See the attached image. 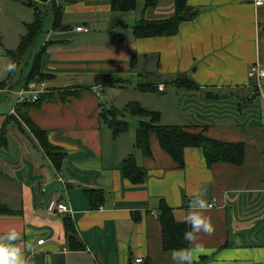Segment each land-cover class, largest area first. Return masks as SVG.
Listing matches in <instances>:
<instances>
[{"label":"crops","instance_id":"crops-1","mask_svg":"<svg viewBox=\"0 0 264 264\" xmlns=\"http://www.w3.org/2000/svg\"><path fill=\"white\" fill-rule=\"evenodd\" d=\"M112 2L40 1L39 12L49 17L36 46L38 51L45 46L41 68L50 79L32 89L23 86L13 92V104L4 111L0 107V131L5 125L7 132L4 138L0 135V206L11 212L0 215V243L20 248L26 264H133L136 259L140 264H186L163 252L158 221L163 199L176 221L187 223L190 214L198 213L213 225L211 234L201 231L189 243L194 264H264V80L251 97L247 75L255 63L264 68V5L187 0L199 14L183 22L178 35L140 39L133 35L134 25L141 18L172 16L174 0H159L146 11L143 0H135L129 11L114 10ZM77 27L88 31L78 32ZM180 74L198 90L164 85ZM131 77L152 79L147 85L161 93H143L159 96L157 103L169 97V111L139 101L145 110L161 114V125L194 126L191 132L243 144L241 166L207 167L200 149L187 148L179 169L159 148L155 134L149 138L151 157L134 148L137 128L134 137L127 132L113 138L100 118L101 110L109 109L103 103L104 90ZM95 86L99 91L92 90ZM32 90L41 91L39 97L51 96L32 107L28 117L63 154L60 169L15 113L17 104L31 96L21 98V93ZM11 93L2 94L0 102ZM167 116L172 121H166ZM130 154L147 172L142 184H131L121 172ZM87 190L104 193L102 207L91 209ZM199 194L213 206L190 207ZM58 204L69 212L59 213ZM65 218L72 221L74 246L81 245L80 250L69 245ZM12 229L19 238L8 241ZM39 240L43 244L38 245Z\"/></svg>","mask_w":264,"mask_h":264},{"label":"trees","instance_id":"trees-1","mask_svg":"<svg viewBox=\"0 0 264 264\" xmlns=\"http://www.w3.org/2000/svg\"><path fill=\"white\" fill-rule=\"evenodd\" d=\"M47 2L48 0H40ZM159 0H143L144 10L156 7ZM173 15L167 19L148 20L141 18L133 27V35L135 38H153V37H173L178 35L179 26L183 22H189L195 19L199 14V10L187 5V0H174ZM135 7V0H113L112 8L117 11H129ZM58 17V15H57ZM56 19V18H55ZM57 19L54 22V25ZM45 22V16L39 10H35L34 20L26 24V32L20 38L18 47L13 51H7L8 56L12 59V64L16 65L13 71H10L5 80L0 81V90L11 89L14 86L16 73L19 64L26 59L27 55L31 54L37 37L41 34ZM57 25H55L56 27ZM45 53V46H43L34 55L32 68L25 80V87L28 83L40 84L43 81L49 80L50 76L42 72V58ZM135 56L131 59V64L134 66ZM165 86L174 85L178 89L198 90V86L187 77L186 74H180L170 82H165ZM142 92H156L161 93L157 86L144 85L138 86ZM51 98L50 94L40 96L37 101L31 103L27 100L17 104L15 109L16 115L29 127L37 141L41 145L46 156L51 160L56 169H60L63 160V154L53 147L47 140L46 133L38 128L28 117V111L32 107H37L41 102ZM136 117L138 127L136 130V137L134 148L141 151L147 157H151V149L149 144L150 134H155L157 137L159 148L168 154L176 163L179 169L184 167V150L187 148H197L203 153L207 167L215 164L226 163L233 166H241L243 163L244 146L241 143H223L217 140L210 139L204 135L203 132H191L194 126L184 125H170L165 126L160 124L161 114L158 112L147 111L137 102H129L121 110L114 107L109 109H102L100 118L103 123L111 130L112 137L116 138L129 130V124L125 121V117ZM14 118V117H13ZM0 131L1 137L6 135V126L2 125ZM121 172L123 176L133 185L142 184L147 178V172L143 167L136 163L134 154L128 155L121 165ZM87 200L90 203L91 209H98L104 204V193L100 190L84 191ZM158 206V221L161 227L162 248L165 255L171 254L173 250L189 249V242L184 240V233L191 231V226L185 222H178L174 219L173 210L160 199ZM11 214L5 207L0 206V215ZM137 217V216H136ZM135 217V221L139 218ZM65 232L67 239L72 249H81V245L75 244V229L72 221L68 218L64 219ZM69 247V246H68ZM69 249V248H68ZM145 264V263H143Z\"/></svg>","mask_w":264,"mask_h":264},{"label":"rangeland","instance_id":"rangeland-1","mask_svg":"<svg viewBox=\"0 0 264 264\" xmlns=\"http://www.w3.org/2000/svg\"><path fill=\"white\" fill-rule=\"evenodd\" d=\"M42 6L40 5V0H0V80H3L6 78L10 71L8 70V65L12 64V59L8 56L7 51H13L15 50L19 43L20 38L23 36L26 32V24L33 22L35 10H42ZM45 14V13H44ZM46 23L47 18L49 16H46ZM51 16V15H50ZM119 33V30H117V34ZM128 34V33H127ZM129 35V34H128ZM41 39V38H39ZM37 42H35V46L33 47L31 54L27 57L25 60H23L19 66L18 71L16 73V79L14 81V86L10 89L12 93L9 95L8 99L0 102V107L2 106L1 111H4V107L7 104L10 103L13 104V101H16V99L12 100L11 97H13V92L20 91L22 87L24 86L25 80L28 77V74L31 71L32 63L34 59V55L37 50L36 46ZM120 82H115L110 85H106L107 89L104 90L107 94H105L106 100L103 101V103L109 107V108H116L121 110L127 103L129 102H142L143 105H145L148 108L151 109H158V107H161V109H165V111L170 110V100L167 97L164 99H161L157 103V99L159 96L157 95H146L140 90H138V85H147L152 84L154 81L152 79H146V78H139V77H131V78H121L119 80ZM123 81V82H121ZM32 85H35L36 83H28V88H35L31 87ZM83 85V84H82ZM89 85V84H87ZM118 85V86H114ZM136 87H134V86ZM16 86V90L15 89ZM114 86V87H113ZM19 87V88H18ZM10 90H4L1 91L0 96L4 93L9 92ZM116 90V91H112ZM168 95L173 97V91L171 88H168ZM172 100V99H171ZM174 103L176 101V97L173 98ZM176 104V103H175ZM181 108V103H180ZM172 109V104H171ZM166 121H172L170 119V116ZM127 120L129 121V131L130 136H135V129L137 128L138 124V118H133L128 116ZM126 121V118H125ZM169 123H177V122H169ZM179 123V122H178ZM175 125V124H174Z\"/></svg>","mask_w":264,"mask_h":264},{"label":"clouds","instance_id":"clouds-1","mask_svg":"<svg viewBox=\"0 0 264 264\" xmlns=\"http://www.w3.org/2000/svg\"><path fill=\"white\" fill-rule=\"evenodd\" d=\"M15 68V64L8 65L9 71H13ZM201 197L202 194H199L196 200L190 203V207L207 209L209 205ZM186 222L191 224V231L185 232L183 238L189 243H194L197 239L196 234L201 231L208 234H211L213 232V225L211 224L210 219L201 214H190L187 217ZM18 238L19 234L15 229H12L8 232V241L16 240ZM194 255L195 253L191 249H178L173 250L171 258L173 261L179 258L181 261L186 262V264H194ZM0 264H26V261L20 248L12 244L0 243Z\"/></svg>","mask_w":264,"mask_h":264},{"label":"built area","instance_id":"built-area-1","mask_svg":"<svg viewBox=\"0 0 264 264\" xmlns=\"http://www.w3.org/2000/svg\"><path fill=\"white\" fill-rule=\"evenodd\" d=\"M245 1L250 2L255 7H260V6L264 5V0H245ZM76 31L87 32L88 30L84 27H77ZM247 75H248V78L251 82V88H252V92H251L250 96L253 97L262 88L261 84H262V81L264 80V68L261 66V64L255 63L249 67ZM43 86L44 85L42 84V87ZM31 87H35V85H32ZM100 88L101 87L95 86L92 88V90L97 92V91H99ZM0 93H1V90H0ZM30 94H31L30 98H26L24 100H27V101L33 103V102L38 100V97H39V94H41V91L36 92L35 90H32L31 93L22 92L20 97L22 98L23 96L30 95ZM212 206H213V203L209 204V207H212ZM55 210H57L59 213L69 212L68 207L63 205V204H58L56 206ZM43 241L44 240H39V241H37V244L41 245V244H43ZM140 263H142V260L136 259L133 264H140Z\"/></svg>","mask_w":264,"mask_h":264}]
</instances>
